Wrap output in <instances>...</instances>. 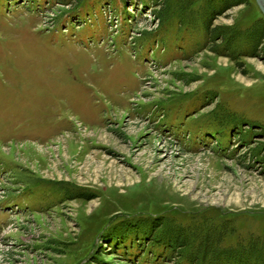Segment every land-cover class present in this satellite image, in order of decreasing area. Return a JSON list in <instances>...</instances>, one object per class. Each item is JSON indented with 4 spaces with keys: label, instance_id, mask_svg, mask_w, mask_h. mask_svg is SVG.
<instances>
[{
    "label": "rangeland",
    "instance_id": "1",
    "mask_svg": "<svg viewBox=\"0 0 264 264\" xmlns=\"http://www.w3.org/2000/svg\"><path fill=\"white\" fill-rule=\"evenodd\" d=\"M230 2L0 0V264H264V19Z\"/></svg>",
    "mask_w": 264,
    "mask_h": 264
},
{
    "label": "trees",
    "instance_id": "2",
    "mask_svg": "<svg viewBox=\"0 0 264 264\" xmlns=\"http://www.w3.org/2000/svg\"><path fill=\"white\" fill-rule=\"evenodd\" d=\"M233 1H235V0H231V2L228 4V5H231L232 3H233ZM225 6H221V8L220 9H223ZM260 12V11H259ZM261 14V13H260ZM261 16H262V14H261ZM263 17V16H262ZM263 19H264V17H263ZM209 22H210V18L208 19V22H207V24H206V34L208 35V37H210V39H218L220 36H221V34L224 32V33H226L227 31H224L223 29H221L220 27H215V28H212V29H207L208 28V24H209ZM263 31H262V33H260V35H259V37H258V39H257V42L259 41V39L261 38H264V22H263ZM256 42V43H257Z\"/></svg>",
    "mask_w": 264,
    "mask_h": 264
},
{
    "label": "water",
    "instance_id": "3",
    "mask_svg": "<svg viewBox=\"0 0 264 264\" xmlns=\"http://www.w3.org/2000/svg\"><path fill=\"white\" fill-rule=\"evenodd\" d=\"M255 5L264 17V0H254Z\"/></svg>",
    "mask_w": 264,
    "mask_h": 264
}]
</instances>
